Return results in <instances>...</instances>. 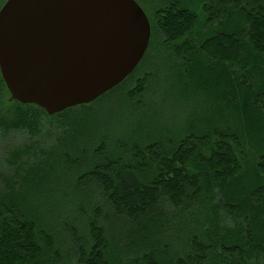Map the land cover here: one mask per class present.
<instances>
[{
    "label": "trees",
    "instance_id": "obj_1",
    "mask_svg": "<svg viewBox=\"0 0 264 264\" xmlns=\"http://www.w3.org/2000/svg\"><path fill=\"white\" fill-rule=\"evenodd\" d=\"M143 1L146 54L90 103L52 115L33 103L10 106L0 70L1 152L14 169L0 185V264H264V0ZM157 42L171 70L161 97L187 113L185 129H196L161 133L138 123L136 131H114L110 108L98 109L122 91L130 108L144 105L152 72L142 65ZM205 67L229 88L224 110L210 104L207 113L194 100L208 95L190 86ZM88 120L101 129L75 156L71 141ZM10 134L27 139L25 162ZM32 158L62 163L64 172L48 175L50 187L32 190L30 200L15 184Z\"/></svg>",
    "mask_w": 264,
    "mask_h": 264
},
{
    "label": "water",
    "instance_id": "obj_2",
    "mask_svg": "<svg viewBox=\"0 0 264 264\" xmlns=\"http://www.w3.org/2000/svg\"><path fill=\"white\" fill-rule=\"evenodd\" d=\"M150 38L149 16L137 0H6L0 70L11 100L52 115L120 84Z\"/></svg>",
    "mask_w": 264,
    "mask_h": 264
},
{
    "label": "rangeland",
    "instance_id": "obj_3",
    "mask_svg": "<svg viewBox=\"0 0 264 264\" xmlns=\"http://www.w3.org/2000/svg\"><path fill=\"white\" fill-rule=\"evenodd\" d=\"M5 1L6 0H0V8L2 7ZM138 1L145 8V10H147L150 13L149 6H147V4L143 0H138ZM166 55H168V53L165 51V47L162 45L160 46V43L157 42L155 52L152 55H150L145 60V62H143L142 71L145 72L149 70L152 72V76L149 80V89L147 91V94L143 95L142 97L143 104H144L143 106L134 105L130 108V103H129V100L126 98L127 97L126 93L122 91L112 97L110 96L109 97L110 99L108 98V100L104 103V105L99 107L98 109L99 111H103L105 107H106L105 111H107L110 108L109 109L110 112H108V114L106 113L105 115L106 116L108 115V117L110 116L111 125L113 124L112 128H115L114 131H117L118 129L117 132H122V130L128 129L133 125L134 126L132 127V129L136 131L139 128L138 123H141L142 125L151 124L156 130H161V133L168 132L170 130L171 132L173 133L175 132L178 134L181 131L180 129H185L186 123L182 125L183 120H181V118L186 119L185 114L187 113H184L182 117V110L180 112L174 110L173 106L170 104L172 101L171 99L167 98L163 100V98L161 97V91H163V89H165V86L167 85L165 82L167 80L166 78L171 76V70L168 64V60L170 61V59ZM211 75L207 74V70L205 67L201 69L199 73L195 74L196 77L195 76L193 77V80L191 82L192 85H190V86L194 85V87L199 86V88H204L207 90L208 95L207 94H205V96L197 95L196 99L194 96L195 102L196 103L200 102L203 105V108L205 110L204 112H207V113L210 112L209 111L210 104H213L214 107L220 106L222 110L225 109L227 96H225L223 92L229 90L228 87L226 86L223 87L224 83L222 84L221 78L220 80H218L214 77L216 75H213V76ZM185 96H188V94H186ZM11 101L12 100L10 99L9 100L10 106L12 105ZM190 103H191V99L190 100L183 99V98L181 99V104L182 106L186 108V112L193 111V109L190 106ZM8 107H9V104H8ZM199 113L200 115H203L205 117V115L201 111ZM126 117L127 119H125ZM193 117L197 118L198 116H193ZM90 122L91 121L88 120L85 123V125H88L89 127L83 129V131L80 132V134L76 135L75 136L76 140L71 141V143H73V146L74 145L78 146L77 149L75 147L73 150H71L73 155L75 156H78L80 154V152L82 151L81 150L82 148H84L85 146L88 147L90 145L89 143L87 144L86 142H83L82 139H86L88 134L97 136L99 133L98 131H100L101 129V127L100 128L92 127V125L94 124ZM203 127H205V123L203 122V120H201V124L199 128H203ZM193 129H196V128L188 127L185 130L191 131ZM42 140L44 139H40L38 142H36L35 149H38L39 147H41L40 143L43 142ZM5 141L3 143H9ZM8 141H10V144L13 145V148L18 149V151L21 153L23 161L25 160L26 157L29 156L28 155L29 148L27 147L28 145L26 143L27 139L25 138L24 135L10 134L8 136ZM1 145L2 143L0 139V185L3 184L1 179L4 176L14 179L13 172L10 173V171L12 170L14 171V169H12V167L4 160L3 154L1 152ZM58 151L59 149H56L54 152L58 153ZM149 156L151 157V153L149 154ZM62 165H63L62 163L51 161L48 164H46V166H41V165H37L36 158H32L30 161H28L27 164L24 163L23 168L20 171L18 178L19 180H21V184L18 185L17 183L15 185L18 186V188H20L24 192H27L29 190V199L31 200L30 192L32 190L37 189L39 190V192H44L45 190L44 187H46V190L50 187V185L48 184V182H50V176L48 175H51V174L53 175L54 173L59 172L60 170H63L64 172ZM44 168L53 169L54 171L50 173L47 172L46 175H43ZM78 169L80 168H77V171ZM38 177L40 178L45 177L46 181H43L41 183ZM79 199L80 201H82L80 197ZM53 208L54 206L52 207V209ZM48 209H49V206H48ZM57 210L60 211V209H57ZM160 220H163V218H160ZM168 227L172 231L170 226ZM162 235L160 234L159 236H162ZM146 237L147 236L145 234V240H146ZM147 241L145 242L146 245L148 244ZM137 243H139V241ZM152 243L153 242H151V244Z\"/></svg>",
    "mask_w": 264,
    "mask_h": 264
}]
</instances>
